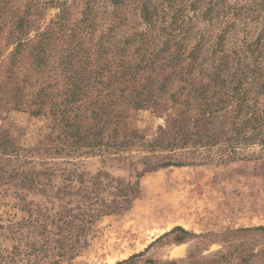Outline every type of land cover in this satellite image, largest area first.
<instances>
[{
	"label": "rangeland",
	"instance_id": "obj_1",
	"mask_svg": "<svg viewBox=\"0 0 264 264\" xmlns=\"http://www.w3.org/2000/svg\"><path fill=\"white\" fill-rule=\"evenodd\" d=\"M144 1L156 7L159 17L151 30L154 68L125 78L114 77L113 71L119 69L116 64L121 60L138 61L137 39L127 45L119 41L148 30L140 17ZM3 2L4 8L0 3V125L18 147L26 149L20 151V162L15 165L39 172L42 181L50 178L56 184L29 190L14 180L0 186V264H264V228L255 229L264 227V145L246 147L245 159L233 161L225 156L226 161L222 162L221 152L232 145L219 139L211 147L219 151L213 160L199 156L196 164L146 171L147 158L153 154L148 152L150 148L142 147L141 140H134L128 151L108 158L95 153L55 151L57 141L52 142L51 137L50 103L43 106L44 114L31 112L39 107L31 103L40 87L52 84L55 93L63 87L58 62L68 47L69 30L72 26L82 30L84 12L91 11L92 15L98 12L102 25L75 34L91 50L95 63H105L100 78L106 81L105 86L111 80L114 86L111 82V86L102 89L120 93L127 84L124 88L130 93L149 84L148 90L158 97L156 105L137 110L126 106L128 117L123 125L137 128L146 142L154 139L158 127L167 125V120L180 112L190 119L192 128L205 99L198 95L197 88L206 86L209 93L214 91L219 96L223 94L221 89L229 88L233 81L243 79L250 83L264 79V0H128L121 7H114L111 0ZM64 12L68 31L59 30V14ZM25 13L30 26L24 28L28 34L23 37L17 33L15 21ZM112 21L116 24L115 36L110 38L109 34L106 42L112 47L118 42L126 47L124 55L116 57V63L112 54L96 55L97 43L103 33L107 35ZM49 27L55 31L54 46L45 70L41 71L34 62L30 44L13 62L17 36L37 40L36 36ZM176 41L183 43V59L173 69L168 67V61L176 51ZM168 42L169 50L163 51ZM217 75L225 80V86L215 85ZM166 76L171 79L162 90ZM251 83L247 87L255 91L258 82L254 86ZM148 90L142 91L146 94ZM173 93L178 100L172 99ZM17 100L24 102L21 108H16ZM226 111L221 110L214 120L228 129L232 115ZM167 151L158 148L156 153L162 156ZM152 158L156 161L154 155ZM55 163L57 169L50 170ZM48 170L53 171V178L45 175ZM65 170L84 172L88 179L108 171L126 183L139 182L141 189L131 209L100 217L87 236L86 248L72 258L60 254L65 234L59 228L61 219L55 217L65 207L75 208L77 204L74 190L58 195L57 190L67 178ZM102 180L107 182L105 176ZM111 190L114 188H107L104 195L110 196ZM18 223L26 225L17 227ZM48 237L51 242L45 245Z\"/></svg>",
	"mask_w": 264,
	"mask_h": 264
},
{
	"label": "trees",
	"instance_id": "obj_2",
	"mask_svg": "<svg viewBox=\"0 0 264 264\" xmlns=\"http://www.w3.org/2000/svg\"><path fill=\"white\" fill-rule=\"evenodd\" d=\"M114 7H121L128 0H111ZM2 8L5 7L1 0ZM8 3V2H7ZM87 6L91 7V3L87 1ZM1 10V7H0ZM115 12V10L113 11ZM140 17L144 24L148 27L147 31H142L134 35L135 38H126L125 45L135 43V49L138 61L126 62L121 60L118 64V70L113 71L114 77L119 75L125 78L127 75H137L146 69H153L155 61L151 50L152 39L151 30L156 26L159 20L156 7H152L150 2L144 1L141 5ZM27 13L23 16L16 17V30L23 37L27 36L30 23L27 19ZM90 14V15H89ZM113 15V14H112ZM58 20L59 30L68 31V18L65 14H59ZM84 18L81 20L85 24L82 30H77V26L70 28L68 47L63 50L58 62L63 77L60 76L63 87L61 90H51L52 84L43 85L36 92L34 100L31 104L39 106L32 109L35 115L44 114V107L47 103L48 113L53 118V136L52 142H56L54 150H63L71 153H95L104 158H108L112 154H119L123 150L128 151L134 140L140 141L142 147L152 153L156 158L153 161L152 156L147 158L146 171H153L159 168L169 166H183L196 164V158L202 156V159L213 160L219 151H213L211 147L218 143L219 139L229 142L232 147L223 150L220 155L222 162L226 161L225 156L234 160L245 159L243 152L246 147L253 144L264 145V79L252 80L253 85L258 82L255 91L248 89L250 83L243 79L233 81L227 89H221L222 95L216 92L209 93L206 86L197 88L200 90L199 96L204 97V104L200 109L196 119L192 121V128H189L191 121L185 116L184 112L172 116L167 120V125L158 127V131L153 140L146 142V138L139 132L137 128L126 127L123 125L124 119L128 117L124 109L130 106V109H141L149 104H157V95L148 90L150 86L144 85L140 89L135 88L130 93H126L127 84L116 93L115 90L105 92L102 87L114 86L111 80L106 85L103 81L104 61L95 63L93 53L84 45V40H77L75 31H84L101 26L99 22L98 12L92 15V12H84ZM124 17H120V20ZM119 19V18H118ZM113 20V18H112ZM119 20V21H120ZM111 22L108 33H103L96 46V55L112 54L113 63H116L117 56H123L126 47L120 46L119 42L109 45L107 42L112 36H115L114 30L116 24ZM51 27L36 36L37 40H27L17 36L14 41L15 49L12 52V59L15 62L21 55L26 46L30 44V55L34 62L40 67L41 71L45 70L50 62L51 49L54 46L53 33ZM110 34V38L109 35ZM107 41V42H106ZM176 51L172 53L168 61V67L175 69V65L183 59V43L176 41ZM198 47V45L196 46ZM169 42L163 51H168ZM195 51V50H194ZM192 51L190 54H193ZM95 58H97L95 56ZM108 68V65H107ZM215 81L216 86H225V80L217 75ZM170 76H166L161 83V89L165 90ZM59 82V81H57ZM196 89V90H197ZM110 90V89H109ZM142 90H148L146 94ZM96 93L94 94V92ZM207 92V93H205ZM94 94V95H93ZM193 94V93H191ZM208 95V96H207ZM172 99L178 100L177 95L173 93ZM107 100V101H105ZM23 101L17 100L16 108H21ZM117 107V109H116ZM233 107V109H232ZM121 108H123L121 110ZM229 108L232 110L229 111ZM226 109L227 114L232 115L231 127L225 128L226 125L219 126L215 116L219 115L221 110ZM227 122H225L226 124ZM115 124L113 127L111 125ZM231 142V143H230ZM207 147L211 148L205 151ZM163 148L168 150L166 155L157 156V149ZM18 147L10 137L9 133L0 125V186L10 184L11 181L18 180L22 185L30 189H38V186H53L55 183L52 179L42 181L39 172L24 170L15 164L20 162V151H24ZM215 154V155H214ZM124 159V156L120 157ZM57 164L49 167L50 170H56ZM48 170V171H50ZM67 178L59 190L58 195H65L68 191L74 190L77 198L75 208L65 207L55 215L61 219L59 228L65 234L63 242L62 256H72L79 254L80 250L88 245L87 236L91 231L95 222L102 216L110 215L115 212H124L131 209L134 200L140 195L141 189L139 182H125L123 179L113 177L108 171L101 172L97 176L86 178V173L65 170ZM44 174V173H43ZM53 171L45 172V175L51 176ZM102 176H105L107 182L104 183ZM11 186V185H10ZM54 188V187H53ZM107 188L111 190L110 196H105ZM110 190V189H109ZM19 195V194H18ZM28 222V220L26 221ZM26 225L18 223L17 227ZM15 228V225H14ZM264 227H257L259 230ZM54 231V229H49ZM184 230V229H182ZM51 237L45 240L44 244L49 245ZM61 256V255H60Z\"/></svg>",
	"mask_w": 264,
	"mask_h": 264
}]
</instances>
